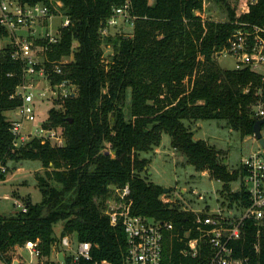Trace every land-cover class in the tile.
<instances>
[{"label":"trees","instance_id":"obj_1","mask_svg":"<svg viewBox=\"0 0 264 264\" xmlns=\"http://www.w3.org/2000/svg\"><path fill=\"white\" fill-rule=\"evenodd\" d=\"M26 1L45 3L69 18V24L59 27L58 41L44 52V61L70 57L64 68L77 92L56 101L47 113L50 125L63 127V144L32 138L14 147L4 112L21 101L11 96L22 79L21 65L10 57V44L0 46V166L6 168L8 160L39 159L45 168L36 175L41 200L33 203L27 197L26 211L0 215V260L11 264L14 252L28 239L39 240L38 258L48 257L61 236L74 234L76 240L91 243L89 259H80V264H124L125 233L120 224L110 223L105 209L116 188L128 185L130 212L173 223V230L164 233L161 264H204L210 254L204 242L196 256L181 253L196 229L181 240L172 234L184 235L194 211L162 199L164 186L149 179V158L141 153L158 146L162 132H167L171 146L188 163L222 182L221 203L231 204L244 195L231 189L243 173L240 164L229 170L219 151L194 138L191 127L194 121L212 118L242 136L253 135L254 105L262 97L264 74L249 66L223 68L216 60L240 26L233 22L236 2L217 0L227 18L211 20L202 16L204 0ZM125 1L135 16L132 32L101 37L99 27L113 7ZM241 19L264 24V0H257ZM5 35L0 29V36ZM107 44L112 53L105 61ZM6 174L0 170V180ZM254 233L252 222L245 221L242 237L231 242L233 254L249 256L250 264H264V233L257 252ZM61 264H71L70 256Z\"/></svg>","mask_w":264,"mask_h":264},{"label":"built area","instance_id":"obj_2","mask_svg":"<svg viewBox=\"0 0 264 264\" xmlns=\"http://www.w3.org/2000/svg\"><path fill=\"white\" fill-rule=\"evenodd\" d=\"M256 2L257 0L240 2L233 19V22L240 26L231 33L228 43L216 53V58L221 54L233 56L234 68L237 69L249 66L256 70L258 66L264 65V24H253L241 19V15L249 12L251 5ZM57 5H61V2L57 1ZM57 14L61 21L54 27L52 18ZM134 18L129 1H125L113 7L107 20L99 27L98 33L101 37L113 34L111 29L121 23L133 27ZM67 24V16L60 11L56 13L45 3L0 0V29L9 37L6 44H10V57L21 65L22 79L11 95L21 101L11 109L14 116L8 118L14 147L25 145L32 138L52 145L64 143L63 127L50 125L46 117L49 108L56 104V101L73 96L77 92V86L66 76L64 68L70 57L45 62L44 52L50 44L58 41L59 27ZM37 39L44 42L39 43ZM55 76L60 78L54 79ZM259 93L262 97L254 105L256 118L264 117V87L259 89ZM45 100L50 101L51 105L46 109L45 118L38 120L37 110ZM261 135L264 137L262 132ZM240 167L243 173L238 180V187L231 189L241 190L245 197L241 194L231 204H223L220 201L221 195L215 192L214 207L206 205L202 209H194L193 224L187 228L184 235L181 236L179 231L172 232L181 240L187 236L189 230H197L196 236L185 241V246L181 248L182 254L196 256L201 248L200 242H204L210 248V254L204 264H250L249 256L233 254L231 242L242 237L244 222L249 220L255 228L252 246L254 251L259 250L260 237L264 233V147L259 144L257 150L252 151L240 162ZM0 170L4 171L5 166L1 165ZM193 193L198 195V199L204 200V195L197 190L194 189ZM128 194V185L116 188V192L107 198L105 209L110 223L120 224L125 233L127 250L124 264H161L164 233L173 230V223L130 212ZM14 204L20 205L21 211L27 209L25 204H20L18 200H15ZM70 235L60 237V244L66 249V252H62L63 257L70 256L71 264H80V259H89L91 243L76 240V245L73 246ZM38 241L28 239L20 247L28 255L29 263L32 258L40 256ZM100 264L109 262L103 260Z\"/></svg>","mask_w":264,"mask_h":264},{"label":"rangeland","instance_id":"obj_3","mask_svg":"<svg viewBox=\"0 0 264 264\" xmlns=\"http://www.w3.org/2000/svg\"><path fill=\"white\" fill-rule=\"evenodd\" d=\"M16 1V0H13ZM230 3L236 2V9L242 0H229ZM227 11L217 0H204L202 16L211 20H224L227 18ZM54 27L61 21L59 14L52 18ZM44 22H42L43 24ZM42 31V28L39 29ZM133 30L130 24H119L111 29L113 34H129ZM39 31V32H40ZM9 37L0 36V46H4ZM105 61L112 53L110 44L104 45ZM219 66L223 68L234 67V57L229 54H221L216 58ZM264 74V65L256 69ZM54 104V103H53ZM51 105L50 101H43L37 110L38 120H43L46 116V109ZM7 118L13 117L14 112L5 110ZM194 131V138L203 139L209 145L214 146L219 151V156L224 158L229 170L236 169L240 162L252 151L259 148L258 140L254 135L242 136L239 130L230 128L225 121L218 119H199L191 123ZM264 134V126L261 129ZM142 156L149 158L147 163V174L150 180L161 184L166 191L162 194L164 200L176 202L182 209L194 210L202 209L204 206L214 207L215 192L220 195L219 190L223 184L220 180L210 176L206 170H196L195 167L186 161L185 156L175 150L170 144V136L167 132H162L161 140L158 146L153 150L142 152ZM44 167L39 159L8 160L5 170L6 178L0 180V215L11 217L20 210V205L14 204L18 200L20 204L29 197L30 201L39 202L42 198L41 191L37 185V174L44 173ZM144 175L142 171L140 173ZM238 181L231 183V188H237ZM197 190L204 195V200L198 199V195L193 193ZM15 192V197L13 195ZM7 194L8 197H5ZM56 225V233H58ZM60 226V225H59ZM72 236V245H76V237ZM58 247H56L57 249ZM23 248H18L13 255L11 264H26L28 255ZM37 258L36 261L40 262ZM0 264H5L0 260ZM32 264H34L32 262ZM53 264H59L57 262Z\"/></svg>","mask_w":264,"mask_h":264},{"label":"water","instance_id":"obj_4","mask_svg":"<svg viewBox=\"0 0 264 264\" xmlns=\"http://www.w3.org/2000/svg\"><path fill=\"white\" fill-rule=\"evenodd\" d=\"M264 125V117H261V118H257L254 122V125H253V134L254 136L257 138L259 144L264 147V137H262L261 135V126ZM167 188L164 187V191H166ZM58 259L61 261V262H64V257H63V254L62 252L59 253L58 255ZM14 264H17L16 262H14Z\"/></svg>","mask_w":264,"mask_h":264},{"label":"crops","instance_id":"obj_5","mask_svg":"<svg viewBox=\"0 0 264 264\" xmlns=\"http://www.w3.org/2000/svg\"><path fill=\"white\" fill-rule=\"evenodd\" d=\"M14 194H15V192H13V195ZM6 195H5V197H6ZM15 197H17V196H15ZM60 252H66V249H63L62 245L60 244V240H59V242H58V248L56 249V247H54L53 250H52V252H51V254L48 257H45L44 259H41L40 261L48 260L49 261V264H53L55 262L61 264L62 262L58 259V255H59ZM26 256H27V254H26ZM26 256H25V259H26ZM32 259H33L32 262L34 264H38L39 263V261L38 262L36 261L37 258H32ZM28 261H29V258H28ZM32 262L30 261V263L27 262L26 264H32Z\"/></svg>","mask_w":264,"mask_h":264}]
</instances>
